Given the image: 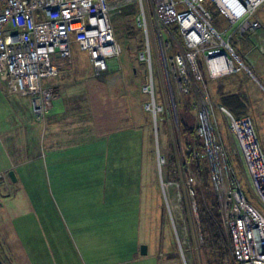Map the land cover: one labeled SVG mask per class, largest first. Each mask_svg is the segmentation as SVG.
Instances as JSON below:
<instances>
[{"label":"built area","instance_id":"built-area-1","mask_svg":"<svg viewBox=\"0 0 264 264\" xmlns=\"http://www.w3.org/2000/svg\"><path fill=\"white\" fill-rule=\"evenodd\" d=\"M151 1L166 89L170 95L177 91L191 96L195 89L200 94L196 134L204 149L194 156L207 160L215 189L222 194L221 211L234 263L264 264V216L248 196L249 192L264 206V151L251 119L238 118L216 105L206 86L208 80L237 72L252 76L230 41L234 35L249 39L262 30L255 13L264 0ZM206 1L218 8L227 27L216 28L213 15L204 6ZM134 2L139 5L136 25L144 35V49L138 58L147 66V78L140 91L146 97L144 109L156 124L164 107L153 67L152 30L143 0ZM126 4L119 1L113 6L111 0H0V76L7 77L13 90L30 98L37 122L45 123L56 99L53 88L44 84L60 73L54 57L69 59L72 45L78 44L89 55L92 77L99 78L108 71L110 61L121 55L112 21L116 8ZM216 113L225 119L235 141L248 192L230 160ZM157 157L161 166L165 159L159 152ZM5 179L6 173L0 172V181Z\"/></svg>","mask_w":264,"mask_h":264},{"label":"rangeland","instance_id":"rangeland-1","mask_svg":"<svg viewBox=\"0 0 264 264\" xmlns=\"http://www.w3.org/2000/svg\"><path fill=\"white\" fill-rule=\"evenodd\" d=\"M111 1L113 6H116L119 1L127 4L115 10L112 24L116 38L121 44L122 53L117 59L110 61L109 70L103 76L93 78V67L88 53L83 51L78 44H73L72 55L69 59L62 60L54 57L60 66L61 74L45 81L49 87L53 88L56 94L55 101L59 95L57 88L53 87L54 83L56 79L67 75V73L71 75V78L75 77L77 81L89 83L90 119L95 120V125H102L103 111L109 109L110 131L114 132L117 128L124 131L122 137L125 141L119 145H114V141H112L110 146L111 170L120 169L119 182L123 180L124 184L118 188L116 194H110L108 201L107 195L105 196L102 189L97 190L101 191L100 193H90V264H120L128 258V252H131L132 248H135L140 254L143 246L147 247V255L143 257L144 262H138L139 264H204L202 251L204 241L193 188L195 177L192 171L188 170L189 165L187 168L183 163L185 155L191 154L195 157L194 153L199 151L197 149H200L203 143L196 137L197 139L191 141L192 148L188 149L185 145L186 140H180L177 134L181 128L180 113L186 102L190 105L189 113L197 124L199 109L197 103L200 94L195 89L191 96L180 95L177 91L170 95L166 89L153 28L152 1L143 0L152 30L153 67L158 81V95L164 107V112L158 117L156 124L154 123L151 114L149 115V112L144 109L143 103L146 98L140 91L141 84L147 78V66L138 58L141 42L144 44V35L142 31L139 32L140 28L137 27L135 20L139 5L134 0ZM204 6L216 17V28L218 25L221 28L228 26L214 4L206 1ZM258 9L255 18L261 20L262 30L254 36L260 35L264 39V4ZM250 40H252L251 37L248 41ZM243 45L240 47L242 55L250 66L253 65V59H256V56L264 59L263 46L261 49H250L245 53L244 49L248 50V45ZM253 72V77L247 75L249 79L245 78L242 73H239L238 78L242 79L244 76V81H242L247 83L245 88L262 110L264 109V92L261 88L264 87V77L262 73ZM234 76L237 78V74ZM217 80H208L206 82L207 90L216 105L224 106L223 98H229L231 93L229 79ZM103 100L110 104L104 105ZM216 114L228 154L232 161L234 160L233 165L243 188L248 192L247 179L237 158L239 153L235 141L225 119L219 113ZM255 115L258 117L257 114ZM251 116L254 118L253 115ZM252 120L255 124L254 119ZM96 132V130L90 129V140L98 137ZM92 133L94 134L92 135ZM114 134L116 133H112V135ZM0 140L6 144L5 136L0 137ZM170 145L176 158L175 172L180 175L177 180L168 179L162 173L166 167V161L161 166L158 164V152L161 154L162 151L164 153L169 151ZM2 149L4 148L2 147ZM3 152L5 153L4 150ZM138 154L141 157L136 160L135 156ZM1 157H3L2 153ZM97 165L95 163V169L98 168ZM137 169L144 172L140 184L135 177ZM124 173L128 174L127 178L123 177ZM132 174L135 177L133 184H131L130 177ZM190 178H194L193 181H188ZM109 180L111 181V177ZM216 193L221 207L222 194L218 189H216ZM248 196L252 204L264 216V206L249 192ZM92 198L95 205L91 203ZM0 200L2 199L0 198ZM5 204L6 202H3L2 207ZM4 221L6 222L5 219ZM5 222L0 225V237H2L0 246L7 250V237L10 235L11 228ZM63 225L64 227H57V229L69 230L71 228L66 223ZM31 228L42 229L41 227ZM47 229L51 230L50 227ZM39 234L40 232L37 235ZM10 236L13 239L14 236ZM62 240L70 252L71 242L67 241L65 237H62ZM0 261L1 264H6L1 255Z\"/></svg>","mask_w":264,"mask_h":264},{"label":"crops","instance_id":"crops-1","mask_svg":"<svg viewBox=\"0 0 264 264\" xmlns=\"http://www.w3.org/2000/svg\"><path fill=\"white\" fill-rule=\"evenodd\" d=\"M252 40L243 45H248L245 53L264 48L260 35L252 36ZM256 57L252 66L245 58L244 61L252 77L253 71L264 77V59ZM239 73L247 79V75L251 76L242 71L219 80L229 79L230 94L237 95L231 98V106L235 98L245 106L247 117L252 123V119L255 121L253 125L264 151V109L260 110L255 103L245 88L244 76L238 78ZM54 84L59 98L45 123H39L33 116L30 98L21 96L9 85L7 77L0 76V137L5 136L6 140V144L0 140V172L6 173V179L0 181V225L5 219L11 228L10 235L14 236L12 239L8 235L7 250L0 246L6 264H90V193H100L97 190L102 189L108 201L110 194H116L124 184L123 180L119 182L120 169L111 170V142L119 145L125 140L120 128L116 134H110V110L103 111L102 125H95V120L90 119L89 83L77 81L67 73ZM261 89L264 92V87ZM90 129L96 130L98 137L90 140ZM140 157L135 156L136 160ZM138 170L135 177L140 184L144 172ZM130 177L133 184L135 177ZM91 203L95 205L93 198ZM63 223L71 228L57 229L64 227ZM62 237L71 242L70 252ZM127 256L130 259L120 264L144 262V256L135 248Z\"/></svg>","mask_w":264,"mask_h":264},{"label":"trees","instance_id":"trees-1","mask_svg":"<svg viewBox=\"0 0 264 264\" xmlns=\"http://www.w3.org/2000/svg\"><path fill=\"white\" fill-rule=\"evenodd\" d=\"M263 4L259 7V9L263 6ZM213 20H214V24L217 23L215 16H213ZM218 27L221 28V26L219 25ZM138 30L139 32H141V29ZM247 40H248L247 36L234 35L230 41L231 47L234 49L236 54L243 60L244 57L242 55V51L240 47L243 44H245ZM143 49H144V44L143 42H141V46L140 49L138 50V53L141 52ZM58 68L59 71L61 72L59 65ZM44 84L45 86H47V83ZM232 97H237V95L230 94L229 98L227 97L223 98L222 102L224 104V107L227 106L225 108L231 111L232 114L238 118L247 117L246 108L244 105L240 103V100H238L237 102L235 98L234 100L235 104L234 106H231ZM189 110H191V107L186 102L180 113L181 128L180 131L177 133L179 135L180 140L183 139L186 140L185 145L188 149L192 148L191 141H193L196 137L199 139V137L196 134L197 124L195 123L194 117L190 115ZM118 130L119 129L117 128L115 129L114 132L117 133ZM114 132L110 131V134ZM203 149L204 147L203 145H201L200 149L197 150L203 151ZM165 153L163 151L161 152V155L164 157L166 161V167L165 169H163L162 173H164V175H166L168 179L177 180L178 176L180 175H178L179 173L177 174L175 172L176 158H175V154H173V149H171V145L169 146V151H166ZM186 155L183 163L186 167L187 165H189V168L188 167L187 168L188 170L190 169L192 171L195 177L193 188H194L196 206L199 215V224L204 241V245L202 247L204 264H235L233 259V251H232V244H231L229 231L226 228V225L223 220L222 211L220 207V200L216 193L214 180L212 177V172L209 163L207 162L206 159L193 157L191 154H186ZM230 160L232 161L231 156H230ZM233 162L234 160L232 161V163ZM186 167L185 169H187Z\"/></svg>","mask_w":264,"mask_h":264},{"label":"water","instance_id":"water-1","mask_svg":"<svg viewBox=\"0 0 264 264\" xmlns=\"http://www.w3.org/2000/svg\"><path fill=\"white\" fill-rule=\"evenodd\" d=\"M11 175H13V173L11 172L10 173ZM141 256H146L147 255V247L146 246H143L141 248V252H140Z\"/></svg>","mask_w":264,"mask_h":264}]
</instances>
